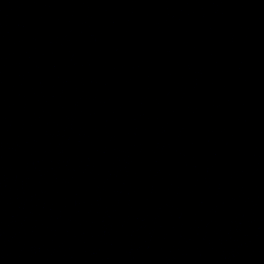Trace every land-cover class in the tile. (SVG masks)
Listing matches in <instances>:
<instances>
[{
    "label": "water",
    "instance_id": "95a60500",
    "mask_svg": "<svg viewBox=\"0 0 264 264\" xmlns=\"http://www.w3.org/2000/svg\"><path fill=\"white\" fill-rule=\"evenodd\" d=\"M0 264H264V0H0Z\"/></svg>",
    "mask_w": 264,
    "mask_h": 264
}]
</instances>
